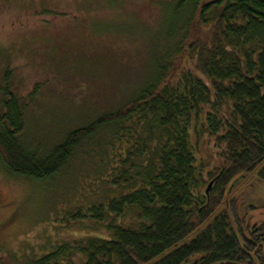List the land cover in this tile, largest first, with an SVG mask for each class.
Wrapping results in <instances>:
<instances>
[{"label": "trees", "instance_id": "16d2710c", "mask_svg": "<svg viewBox=\"0 0 264 264\" xmlns=\"http://www.w3.org/2000/svg\"><path fill=\"white\" fill-rule=\"evenodd\" d=\"M150 1L171 6L154 68L132 96L109 100L110 110L54 146L28 139L29 105L5 77L6 170L47 182L86 148L102 171L89 183L105 185L91 196L111 192L65 221L107 237L56 244L23 264H264V221L251 216L260 208L244 210L235 186L264 182V0Z\"/></svg>", "mask_w": 264, "mask_h": 264}, {"label": "rangeland", "instance_id": "374dc122", "mask_svg": "<svg viewBox=\"0 0 264 264\" xmlns=\"http://www.w3.org/2000/svg\"><path fill=\"white\" fill-rule=\"evenodd\" d=\"M170 8L150 0H0V98L9 77L29 105L31 143L52 147L72 127L132 96L166 49ZM97 138L102 145L104 136ZM86 153L80 150L62 175L47 182L11 175L0 159L3 264L26 263L56 244L108 236L89 222H65L67 213L111 197L109 190L91 196L105 185L89 183L102 171ZM235 186L243 209L260 208L251 216L264 221V182L239 178Z\"/></svg>", "mask_w": 264, "mask_h": 264}, {"label": "water", "instance_id": "95a60500", "mask_svg": "<svg viewBox=\"0 0 264 264\" xmlns=\"http://www.w3.org/2000/svg\"><path fill=\"white\" fill-rule=\"evenodd\" d=\"M212 185H213V183H211V184L209 185V187H208V189H207V193H209V191H210Z\"/></svg>", "mask_w": 264, "mask_h": 264}]
</instances>
